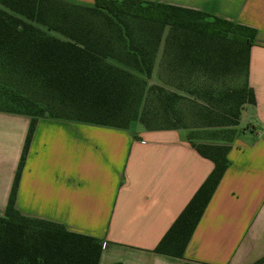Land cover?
Segmentation results:
<instances>
[{
	"label": "trees",
	"instance_id": "16d2710c",
	"mask_svg": "<svg viewBox=\"0 0 264 264\" xmlns=\"http://www.w3.org/2000/svg\"><path fill=\"white\" fill-rule=\"evenodd\" d=\"M256 35L251 26L152 0H0V111L30 118L0 211V264H98L101 255L102 239L15 206L41 117L210 130L187 140L213 167L153 248L183 257L229 165L242 112L255 102L248 69ZM161 43L157 82L149 83Z\"/></svg>",
	"mask_w": 264,
	"mask_h": 264
},
{
	"label": "crops",
	"instance_id": "0c3cea01",
	"mask_svg": "<svg viewBox=\"0 0 264 264\" xmlns=\"http://www.w3.org/2000/svg\"><path fill=\"white\" fill-rule=\"evenodd\" d=\"M152 1L205 11L257 30L248 69L255 102L242 112L227 153L229 165L184 256L153 248L213 167L188 142L187 129L131 131L41 117L15 206L25 215L102 239L98 264H253L264 257V0ZM29 121L25 114L0 111V211Z\"/></svg>",
	"mask_w": 264,
	"mask_h": 264
},
{
	"label": "rangeland",
	"instance_id": "374dc122",
	"mask_svg": "<svg viewBox=\"0 0 264 264\" xmlns=\"http://www.w3.org/2000/svg\"><path fill=\"white\" fill-rule=\"evenodd\" d=\"M161 53H162V43L160 44L159 46V49L157 50L156 54H155V57H154V73H153V76L151 78L148 79L149 83H154V82H157V70H158V64H159V61H160V58H161ZM130 130L131 131H134L138 128L142 129L144 128L143 125L139 122V121H133L130 125ZM210 131V130H192V131H188L187 132V135L188 133H190L192 136L196 137L197 134L201 133V135H206V133ZM198 137H196L197 139Z\"/></svg>",
	"mask_w": 264,
	"mask_h": 264
}]
</instances>
